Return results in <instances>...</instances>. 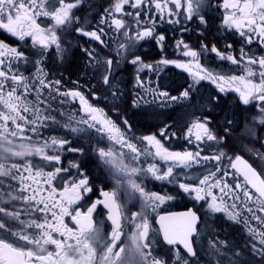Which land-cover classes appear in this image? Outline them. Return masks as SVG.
Returning <instances> with one entry per match:
<instances>
[{
    "label": "snow or ice",
    "instance_id": "snow-or-ice-1",
    "mask_svg": "<svg viewBox=\"0 0 264 264\" xmlns=\"http://www.w3.org/2000/svg\"><path fill=\"white\" fill-rule=\"evenodd\" d=\"M84 5L85 0H0V31L30 47L31 56L36 57L32 60L19 45L13 47L0 40V264H170L163 256L154 254V245L161 238L174 249L171 264H196L195 259L189 258L198 256L195 245L201 236V210L204 217L223 213L232 223H242L253 240L259 238V247L254 243L250 252L264 264V171L257 170L241 155H229L219 148L211 156L202 155L201 145L219 146L226 141L225 136L212 128L210 117L197 116L186 128L184 139L191 144L194 137L197 151H173L163 142L179 138L176 132L170 133L169 126L161 128L158 135L130 137L127 133L132 127L127 119L123 120L125 131L80 90L61 91V80L49 79L43 58L54 50L63 60L70 46V42L66 44L62 39L66 34L75 33L105 44L102 39L105 29L88 30L86 18L82 20L76 14ZM213 10L221 18L218 31L239 38L238 54L234 44L227 40L226 50L222 51L202 39V51H198L181 38L175 47L182 56L190 58L186 62L161 58L153 65L145 63L138 54L129 55V50L145 39H154L163 52L166 36L157 33L158 21L180 25L182 32L190 31L189 25L198 22L201 26L198 35L203 37L208 28V14ZM99 23L124 37L117 55L135 65L137 73L172 65L192 77L193 83L179 96L150 89L154 100L145 103H153L156 98H163V104L189 100L195 86L207 80L220 93H236L242 105L257 110V115L245 123L244 135L251 140L259 139L257 127L264 131V54L256 55L246 46L257 43L264 48V0H112L104 8ZM82 50L90 60L101 63L94 48ZM207 52L237 66L240 74L218 73L201 64V56ZM29 63L35 68L31 77L20 68ZM102 63L105 65L102 82L109 85L113 59L107 58ZM136 86L143 87L139 75ZM53 92L73 103L79 101L80 118L68 115L62 127L90 145L97 167L112 181L111 190H99L102 199L90 198L93 185L80 163L62 166L61 152L84 155V147H71L70 140L56 136L40 138V128L47 127L49 122L60 123L49 110V97L55 99ZM112 96L119 98L115 91ZM92 99H99L95 92ZM137 106L139 100L134 99L133 107ZM227 124H233V120L228 119ZM229 131L227 127L224 129L225 133ZM93 132L97 134L95 137ZM105 139L108 144L100 146ZM244 148L264 163V152L247 144ZM149 157L164 162L166 167L147 162ZM225 159L228 164L221 168L219 165ZM213 161L217 166L209 168L206 175H186L187 180L195 183H178V188L190 199L204 202L200 209L158 214L157 210L177 199L178 194L147 191L144 178L176 183L178 174L174 169H190L201 162ZM230 175L234 183L226 179ZM133 201L139 203L138 211L128 209ZM17 204L23 207L18 208ZM101 206L106 210L110 231H105L103 221L97 220ZM151 214H157L155 221ZM252 220L260 229L251 225ZM153 223L159 225L158 229ZM219 243L228 247L227 241ZM208 255L215 256L216 264H220L219 257L227 254L216 241H209ZM242 255V251H234L237 259L229 257L228 264H243L238 259Z\"/></svg>",
    "mask_w": 264,
    "mask_h": 264
},
{
    "label": "flooded vegetation",
    "instance_id": "flooded-vegetation-1",
    "mask_svg": "<svg viewBox=\"0 0 264 264\" xmlns=\"http://www.w3.org/2000/svg\"><path fill=\"white\" fill-rule=\"evenodd\" d=\"M111 2L112 0H85V5L76 12L82 20L86 18L88 30H96L97 28L105 29V34L102 35L105 44L101 45L96 41H92L87 37H81L75 33L66 34L62 39L66 44L70 42V46L63 60L58 58L54 50L43 58V66L45 71L48 72L49 79L61 80V91L70 89L80 90L89 99L90 103L103 108L125 131L126 128L123 126V120L127 119L132 127V131L127 133L130 137L135 138L150 134L158 135L161 128L165 125L169 126L170 133L176 132L179 138H173L163 142L173 151L189 150L195 152L198 150L194 137L191 144L184 139L186 128L188 127L184 121L186 109L197 102H202V109L196 112V117H210L212 119V128L218 135L225 136L226 141L224 145L219 146L208 143L201 145L204 149L201 154L213 155L219 148L229 155H241L257 168V170L264 171V163L244 148V145L247 144L249 148L264 151V132L262 134H258L257 132V136L259 137L258 140L248 139L244 135L246 131L245 123L251 121L253 116L257 115V110L251 105H242L236 93H220L214 84L205 80L195 86V90L191 92V98L189 100L169 101L167 104H163L161 103L163 98H156L153 103H145V101L154 100L152 91H149L150 89L167 91L170 95L179 96L189 84L193 83L192 77L188 72L172 65L167 67L160 65L159 71H149L145 69L137 73L135 65L128 63L126 59L118 56L117 48L121 42H125L124 37L116 33L113 29L108 28L106 25L99 23L104 8L109 7ZM220 19V15L214 10L209 12L208 28L203 37L198 35V29L201 27L198 22L189 25L190 31L182 32L180 30V25H169L158 21L156 26L157 33H162L166 36L163 52L154 39H145L136 44L134 49H130L129 55L138 54L145 63L153 65H156L157 61L161 58L186 62L190 58L182 56L181 50L175 47L177 40L181 38L198 51H202V39L209 45L216 44L222 51L226 50L225 41L227 40L234 44L235 51L238 54L241 46L239 38L230 33H224L222 30L218 31ZM0 40L13 47L19 45L30 55L32 60L36 59V57L31 56L33 50L30 47H24L15 38L2 31H0ZM246 47L250 48L256 55L264 54V48H261L257 43ZM83 48H94L96 50V56L101 63L97 64L96 60H90L82 50ZM107 58L113 59V71L109 77V85H104L102 77L103 74H105V65L102 62ZM117 61H119V64L116 63ZM200 62L218 73L238 75L241 71L237 66L230 64V62L226 60H220L211 52L203 53ZM20 68L25 75L30 77L35 72L32 63L20 65ZM137 75L142 79L143 87L136 86ZM113 91L118 93V99L113 98ZM45 92H47V90H45ZM93 92L96 93L99 99H92ZM137 94L139 95L137 96ZM51 95L55 97V99L49 97L51 109L55 110H49L60 123L52 124L49 122L47 127L40 128V138L47 139L51 136H56L70 140L72 143L69 146L71 147H84L86 150L84 155L75 152H61L62 166L68 167L72 162L80 163L82 170L89 176L90 183L93 185V193L89 194L90 198L92 200L96 198L102 199L99 190L101 188L104 190H111L113 187L112 181L107 177L106 173L97 167L96 156L91 151L90 145L84 140L79 139L68 129L62 127L68 115L74 114L77 119L80 118L79 101L77 100L73 103L67 98L56 95L55 92ZM213 97H217L218 99L213 100ZM134 99L139 100V106L133 107ZM61 100H66V102L60 103ZM61 113H63V115H61ZM228 119L233 120V124L228 125ZM226 127L230 129L228 133L224 132ZM257 130L259 131L258 127ZM27 134L31 135V133ZM92 135L95 137L97 134L93 132ZM237 137L242 140V143L239 142L238 144V142L235 141ZM134 142L138 145L141 143L139 140L135 139ZM93 143H95V141H93ZM107 144L108 141L105 139L101 142L100 146H106ZM116 147L119 151V147ZM141 160L143 161L144 158L142 157ZM38 162L43 163L42 161ZM147 162L157 163L162 169L166 167L164 162L152 160L151 157L148 158ZM227 164L228 161L225 159L221 161L219 166L225 168ZM143 166L146 167L147 164L145 163ZM216 166V162L213 161L201 162V164L194 165L190 169L176 168L174 169V172L178 174L176 183L157 181L149 176L144 178L143 185L147 191L157 192L159 194H178L177 199L169 201L158 209V214L183 212L193 207L200 209L201 204L204 202L197 203L190 199L178 188V183H195V180H187L186 175L201 177L207 174L209 168L214 169ZM228 170L231 172L230 169ZM226 179L229 183L235 182L231 175ZM240 180L242 182V177ZM229 203H231V201H229ZM133 205H135V207ZM17 207L20 208L23 207V205L17 204ZM128 209L130 211H138L139 203L133 201L128 205ZM199 214L203 219L200 224L201 236L195 245L198 256L189 259H195L196 264H216V257H210L208 255L209 241H216L217 246L227 254L219 257L220 264H228L229 257H232L233 260L237 259L233 256L234 251H242L243 255L238 259L243 261V264H262L261 258L259 256H253L250 252V248L254 243L259 247V238L257 237L256 240H253L242 223H232L226 219L223 213L204 217V212L201 210ZM245 215L248 214L245 213ZM257 215H261V213H257ZM96 217L98 221H103L105 231H110L111 224L107 221L106 210L103 209L102 206L98 208ZM23 218L27 219L28 217L24 216ZM151 218L155 221L157 214H151ZM250 223L253 227L260 229V225L256 221L252 220ZM153 227L158 229L159 225L153 223ZM219 241H227L228 247L224 248ZM154 248V254L163 256L170 264L174 261V249L164 244L162 238L159 244L154 245Z\"/></svg>",
    "mask_w": 264,
    "mask_h": 264
},
{
    "label": "rangeland",
    "instance_id": "rangeland-1",
    "mask_svg": "<svg viewBox=\"0 0 264 264\" xmlns=\"http://www.w3.org/2000/svg\"><path fill=\"white\" fill-rule=\"evenodd\" d=\"M201 103L202 102H197L194 105H191V106H189L186 109V111H185V121H184L186 126L190 125L192 120L196 118V112H198L199 109H202ZM258 129H259V131L257 130L258 134H260V133L262 134L264 132V131L260 130V126H258ZM235 141L238 142V144H239V142L242 143V140L238 139V137L235 139ZM261 152H264V151H261ZM209 155H211V154H209Z\"/></svg>",
    "mask_w": 264,
    "mask_h": 264
}]
</instances>
